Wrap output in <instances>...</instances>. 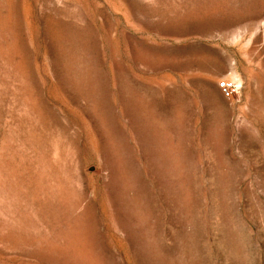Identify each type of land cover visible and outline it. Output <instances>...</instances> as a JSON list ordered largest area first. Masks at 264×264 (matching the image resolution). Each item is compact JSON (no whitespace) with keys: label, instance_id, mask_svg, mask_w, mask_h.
Here are the masks:
<instances>
[{"label":"rangeland","instance_id":"1","mask_svg":"<svg viewBox=\"0 0 264 264\" xmlns=\"http://www.w3.org/2000/svg\"><path fill=\"white\" fill-rule=\"evenodd\" d=\"M0 264H264V0H0Z\"/></svg>","mask_w":264,"mask_h":264},{"label":"built area","instance_id":"2","mask_svg":"<svg viewBox=\"0 0 264 264\" xmlns=\"http://www.w3.org/2000/svg\"><path fill=\"white\" fill-rule=\"evenodd\" d=\"M219 88L223 95L232 97L238 92L239 85L235 81L222 80L219 82Z\"/></svg>","mask_w":264,"mask_h":264}]
</instances>
